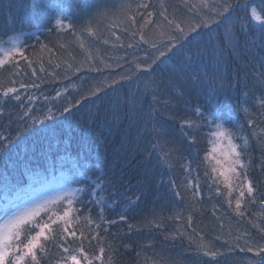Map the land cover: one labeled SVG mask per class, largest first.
<instances>
[{
  "label": "trees",
  "instance_id": "trees-1",
  "mask_svg": "<svg viewBox=\"0 0 264 264\" xmlns=\"http://www.w3.org/2000/svg\"><path fill=\"white\" fill-rule=\"evenodd\" d=\"M244 2L254 5L258 13L264 8V0ZM36 3L37 0H0V44L5 47H10L12 43L22 45L25 56L34 62L32 67H29L25 60L17 57L19 67L8 65L0 68V84L7 85L10 80H15L14 86L19 89L24 104H27L28 95L40 97L35 107H53V111L57 112V119L49 122L52 128L45 137L25 133L17 140L16 130L22 128L23 106L18 107L19 102L15 100L5 105L3 99H0V111L4 114L0 119V134L8 135L12 140L8 147L7 160L0 159V173H6L13 184L24 189L23 194L27 199L51 189L55 182H66L72 175L73 162L86 160L94 176L103 174L108 179L112 178L114 173L120 175L123 172L124 187L119 191H127L135 203L137 201L132 193L137 195L142 193V198L145 189L149 199L159 196L167 205L169 201H175L176 205L173 208L166 207L161 212L164 217L160 223L137 221L129 217V210L132 207L124 211V205L116 207L115 210L105 209V222L101 223L99 229L95 225L85 224L82 220L78 236L80 232L84 233L83 247L87 254L98 255L99 247L103 246L105 248L103 264H242V260L245 262L249 259L258 260L259 257H255L251 252H240L238 248L232 251L230 248L236 243L235 238L238 236L241 237L240 244H243L245 232L257 239L264 235L253 227V224L264 226V205L261 204V200H264V147L252 138L253 130L247 125L249 114L258 123L261 119L255 97H259L264 91V84L260 82L261 78L257 74L258 71H264L260 68V63L264 60V50L259 47V33L253 27L255 22L251 21L250 10L238 11L237 15L233 16L232 23L236 24L237 29L241 25L246 27L238 31L233 47L223 45L219 66L217 67L209 55L199 67V71L207 73L209 77L218 71L219 75L225 78V86L229 80L233 83L239 80L240 83L239 90L220 93L214 98L213 104L217 108L230 111L233 119L243 125V129L238 131L232 128L231 124L224 126L231 128L238 135L249 137L250 141L245 161L251 162L248 177L255 188L256 202L251 203L252 198L246 197L242 201L241 209L245 215L241 217L235 210L238 193L233 191L229 196L222 178L220 182L212 183L209 176L204 174L206 169L210 171L207 162L200 163L198 168L197 194H193L194 188L187 187L185 194L173 196V189L168 185L169 180L178 183L181 179L186 183L189 177L183 170L185 158L191 159L192 167L196 168L197 163L202 161L212 148L213 138L209 135L210 130L206 125H202L193 133L196 143L191 149L181 142L182 121L185 118H194L192 110L197 105L207 106L208 96L205 90L188 91L176 87L166 94V98L170 99L166 110L165 106L160 105L154 116L156 121L166 126L177 147L179 143L183 146V150L174 154L175 158L171 161L170 167L167 164L158 165L155 160L145 165L144 155L138 150V144L144 143L143 140H138L137 136V124L143 127L139 114L148 112L152 97L150 93L137 97L135 111L129 103V98L136 92L137 87L143 90L145 84L143 77L138 85L132 84L131 88L123 86L130 84L131 81H122L115 85L118 91L105 86L99 93V98L92 94L97 84L102 82L105 85L110 84L112 79L116 78L112 70L120 73V69L116 67L125 58L131 57L133 53L143 58V49H147V45L128 49L127 44L131 42L136 45L141 30L150 41L155 38L154 33L159 30L158 26L161 24V19L156 14L163 7L168 8L170 17L175 16L179 19L187 17L185 0H106L108 7L114 12L117 11L121 17L128 19L129 16H135V24L133 25L130 20L129 28L123 23L108 24L109 26L105 24L101 33L95 31L94 36L82 32L81 25L76 20L73 21L75 35L55 30L49 32L45 27L37 30L28 22ZM140 3H148L150 7L137 8ZM187 3H199V0H187ZM123 5H130V8L122 7ZM148 11L154 13L150 18L154 23L142 29L145 19H148L146 16ZM140 13H144V16ZM223 31L221 29L220 33H213V36H222ZM133 32L137 35H132ZM18 33L23 34L17 35ZM116 36L120 37L119 41L116 40ZM207 39L208 37H205L206 41ZM42 44L48 47L41 49ZM60 44H65L66 47L61 48ZM78 50L82 53L81 59H77ZM183 55L189 58L191 54L185 51ZM175 62L174 58L173 63ZM69 64L72 65L71 68L68 67ZM90 66L99 67L101 71H90ZM127 67L129 66L125 65V68ZM77 68L80 70L76 71ZM33 69L36 71L35 76L32 75ZM159 71L163 76H168L167 65ZM20 83L37 84L39 87L20 88ZM244 84L248 87L244 88ZM58 91L61 92V96L59 99H53ZM105 92L108 94L105 95ZM45 96L49 98L48 102L43 100ZM74 100L80 101L78 109L73 108L71 114L59 115L58 110ZM261 126L264 127V124ZM256 131L259 133V129ZM56 161H62L63 167L53 169L52 165ZM51 180L55 182L45 184ZM161 180L164 181L162 184L164 188L156 194L153 187ZM138 181L141 182L139 185ZM235 183L238 181L234 180ZM179 197L190 204L191 227L188 226L186 218L175 219L177 214L183 216L180 214L183 208L178 206ZM229 199L231 206L228 203ZM10 201L19 205L23 203L17 200L15 190L7 193V199L4 192L0 191V216H3L5 204ZM98 211L97 208H92L91 211L93 219L97 222ZM122 211L126 216L125 220L119 219ZM108 220H116L117 223L109 224ZM156 224L160 226L156 227ZM129 225H132L131 229ZM97 232L100 243L97 240L89 243L87 237ZM201 237L204 243L217 253L215 257L205 256L203 250L198 249ZM76 246L73 244V247ZM157 253H163L165 257L158 259ZM60 255L61 249L49 245L41 264H57ZM94 264L100 262L94 261Z\"/></svg>",
  "mask_w": 264,
  "mask_h": 264
},
{
  "label": "snow or ice",
  "instance_id": "snow-or-ice-1",
  "mask_svg": "<svg viewBox=\"0 0 264 264\" xmlns=\"http://www.w3.org/2000/svg\"><path fill=\"white\" fill-rule=\"evenodd\" d=\"M122 7L130 8V5ZM148 3H140L137 8L148 9ZM187 17L179 19L175 16L168 15V8L163 7L157 13L161 19V24L158 26V31L154 33V39L151 41L146 38L141 30L139 41L136 45L129 42L128 49L139 48L142 45H147V49H143L144 56L141 59L135 53L131 57L125 58L117 67L121 73L113 69V74L116 76L110 84L103 82L97 84L93 89L92 94L99 98V93L104 90V87L112 88L113 91H118L115 85L122 81H131L130 84L123 85L131 88L132 84H137L141 77L145 79L143 90L137 87L135 93L129 98V103L133 110L137 107V97H143L150 93L152 103L148 106L146 114H139L143 127L137 124L138 140H143L142 145L138 144V150L144 155L145 165L153 160L158 165H169L175 158L174 154L179 153L175 139L170 136L166 126L154 119L160 105L167 106L170 104V99L166 98V94L172 92L176 87L182 90L203 89L207 92V106L197 105L193 110L194 118H185L181 127L182 143L186 144L189 149L196 143V137L193 134L199 130L202 125L209 128V135L212 148L203 157V160L197 163V167H192V160L185 158L183 170L188 174L186 186L194 188V195L199 192V174L198 168L200 163L207 162L209 169L205 170V175L209 176L212 183L222 182L228 190V195L231 196L233 191L238 193L235 202V210L237 215L243 217L242 201L247 198H252L251 203H255L253 182L248 177V168L250 160L246 163L245 156L248 153L249 137L227 128L225 124H231L232 128L239 130L243 129V125L234 120L231 112L217 108L213 104L214 98L220 93H230L239 90L240 83L237 80L233 83L227 81L225 86V78L219 75V72H214L210 77L207 73H201L199 67L206 56H211L217 67L221 63V55L223 45L233 47L237 38L238 31H242L246 25H241L237 29L236 24L232 23L233 16L237 15L238 11L250 10L251 21H254L253 27L259 33V47L264 50V8H261L258 13L254 5L245 3L244 0H199V3H187ZM111 9L108 7L106 0H37L33 14L28 18V22L35 26L37 30L45 27L49 32H70L76 34L73 21H79L82 32H86L89 36L95 35V27L102 23V20L107 17ZM144 16V13H140ZM154 13L148 11L143 29L147 25L154 23L150 19ZM128 19L135 24V16H129ZM68 21V23H65ZM238 23V20H237ZM223 29L222 36H213V33H220ZM128 29H125L127 31ZM18 33L17 35H22ZM115 35V33H113ZM132 35H137L133 32ZM205 37H208L207 41ZM119 41L120 37L116 36ZM215 41V42H214ZM107 43V41H105ZM123 47V45H120ZM41 49L47 48V45H40ZM61 48L66 47L65 44H60ZM51 51V49H49ZM189 52V58H185L183 53ZM181 55H177V54ZM17 57L27 62L29 67H32L33 61L25 56L23 46H18L12 43L10 47H5L0 44V68L12 65L19 67ZM174 58L176 62L173 63ZM125 65L129 67L125 68ZM167 65L168 76L165 77L160 73V69ZM72 67L71 64L68 65ZM260 68L264 69V60L260 63ZM80 69L77 68L76 71ZM90 71L99 72V67H91ZM43 71V69H41ZM140 75H137V74ZM260 82L264 84V71H258ZM32 75H36L33 69ZM155 77V78H153ZM15 80H10L7 85L0 84V99L6 105L12 100L19 102V106H23L21 114L22 128L16 130V139L19 140L21 135L27 133L45 137L52 128V124L57 119V112L53 111V107L39 108L35 107L40 97L28 95L26 97L27 104L21 100L19 89L15 87ZM35 87L39 85H27L20 83V88ZM244 88L248 85L244 84ZM67 91V87L65 88ZM105 95L108 93L105 92ZM61 92L56 93L53 99H59ZM87 98V97H85ZM45 102L49 101L47 96L43 97ZM256 104L260 110V122L253 119L249 114L247 125L252 129L251 136L264 147V91L259 97H255ZM80 105L79 100H74L58 110L59 115L71 114L73 108ZM247 113V109H245ZM3 112L0 111V119L3 118ZM115 116V110L113 111ZM171 118V117H170ZM213 125L215 127L213 128ZM259 129V133L256 131ZM238 141H242L238 142ZM12 140L8 135L0 134V159L7 160L8 147ZM63 167L62 161H56L52 167ZM35 180L36 177L34 176ZM234 180L238 183L234 184ZM125 175L123 172L120 175L113 174L112 178L106 179L105 175L94 176L91 171V166L86 160H75L73 162V170L71 177L66 180L61 191L55 197L46 199L37 203H30L31 197L27 199L24 196V189L17 184H13L6 173H0V191L5 194L15 190L17 192V200L24 203L25 207L21 208L19 204L9 202L5 204L3 216H0V264H41L42 257L46 254L49 245H54L61 249V255L57 260V264H94V261H99L103 264L102 257L105 254V248L99 247V254L89 255L83 247L84 233L79 231L81 221L88 225H95L100 228L101 223L105 222V209L115 210L116 207L124 205V211L129 210L135 201L128 195V192H120L119 189L124 187ZM141 182L138 181V185ZM164 183L163 180L160 181ZM73 185H76L73 187ZM170 188H177L175 181L169 180ZM142 195V193H141ZM141 195L132 193L135 200L138 201ZM176 196H180V192H175ZM231 206V199L228 201ZM264 205V200H261ZM92 208H97L99 222L94 220L91 211ZM13 209H17L13 211ZM124 211L121 212L119 219L125 220ZM179 214L175 219L179 220ZM107 223L115 224L116 220H108ZM155 223V221L150 222ZM187 224L191 227L192 218H187ZM156 224V227H159ZM259 232L264 233V226L253 224ZM132 228V225H129ZM245 237L243 244H240L241 237H236V243L231 245L232 251L237 248L240 252H251L258 260H242V264H264V235L259 239L252 237L247 232L243 233ZM71 237V239H69ZM89 243L92 240H99V233L87 237ZM227 243V241H225ZM76 244V247H73ZM127 247V246H126ZM198 249L203 250V255L215 257L217 253L212 251L209 245L205 244L201 237ZM139 255V253H137Z\"/></svg>",
  "mask_w": 264,
  "mask_h": 264
},
{
  "label": "rangeland",
  "instance_id": "rangeland-1",
  "mask_svg": "<svg viewBox=\"0 0 264 264\" xmlns=\"http://www.w3.org/2000/svg\"><path fill=\"white\" fill-rule=\"evenodd\" d=\"M120 23H123L128 28L131 25L129 19L121 17L117 11L114 12V11L110 10L108 12L107 17H105L102 20V23L99 25H96L94 27H95L96 32L101 33L105 24L117 25ZM81 58H82V53L78 50L77 51V59H81ZM116 68H118V67H116ZM119 72L121 73V70ZM121 74H123V73H121ZM178 148L180 150H183V146L180 143L178 144ZM50 182L54 183L55 181L51 180L45 184H48ZM52 183H50V184H52ZM175 183L177 184L178 187L172 190L173 196H175V192H177V191H179L180 194H185L186 189H187L186 183L181 181V179H179L178 183L177 182H175ZM64 184H65V182H55V186H53L51 189L43 191L42 193H39L38 195L36 194L37 196L36 195L32 196L30 203H37V202L55 197L57 194H59V192L61 191V188ZM163 188H164V186L161 183H157L156 185H154L153 191L156 194H158L163 190ZM169 202L170 203L168 205L165 204L164 202H162V200L159 198V196H155L154 199H149L147 189H145L144 196L141 199H139L132 206V208L129 210V217L131 216V218H134L137 221H139V220H142L143 222L155 221V223H160L161 219L164 217V216H162L161 212L166 207L171 209L174 207V205H176L175 201H169ZM178 206L183 208L180 210L182 212L180 214L181 215L183 214V216L181 218L187 219L191 213V209H189L190 204H188L185 199L179 197ZM20 207L21 208L25 207L24 203L20 204ZM16 210L17 209H13V211H16ZM156 256H157L156 258L159 259V258L165 257V254L157 253ZM166 256H167V254H166Z\"/></svg>",
  "mask_w": 264,
  "mask_h": 264
}]
</instances>
